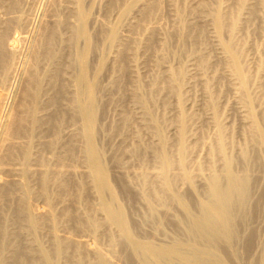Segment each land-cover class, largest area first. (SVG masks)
Segmentation results:
<instances>
[{
  "label": "bare ground",
  "instance_id": "bare-ground-1",
  "mask_svg": "<svg viewBox=\"0 0 264 264\" xmlns=\"http://www.w3.org/2000/svg\"><path fill=\"white\" fill-rule=\"evenodd\" d=\"M0 264H264V0H0Z\"/></svg>",
  "mask_w": 264,
  "mask_h": 264
},
{
  "label": "rangeland",
  "instance_id": "rangeland-1",
  "mask_svg": "<svg viewBox=\"0 0 264 264\" xmlns=\"http://www.w3.org/2000/svg\"><path fill=\"white\" fill-rule=\"evenodd\" d=\"M167 19H168V18H165V20H164L165 22H163L164 25L166 24V25L164 26L165 28L169 27V20H167ZM11 99H12V98H11ZM11 99H10V101H11ZM115 112H116V111H115ZM115 112H112V114H113L114 116H115V114H116ZM232 117H235V115L232 116ZM235 118H236V117H235ZM235 118H233V120H234Z\"/></svg>",
  "mask_w": 264,
  "mask_h": 264
}]
</instances>
